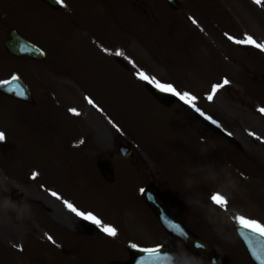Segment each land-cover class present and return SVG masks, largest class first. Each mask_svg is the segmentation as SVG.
I'll use <instances>...</instances> for the list:
<instances>
[{
	"label": "rangeland",
	"instance_id": "1",
	"mask_svg": "<svg viewBox=\"0 0 264 264\" xmlns=\"http://www.w3.org/2000/svg\"><path fill=\"white\" fill-rule=\"evenodd\" d=\"M77 1V12L82 16L87 15L83 1ZM228 1L230 5L226 8L232 17L230 22L232 28L235 27V34L241 36L240 40H244L247 35L258 43H264V9L255 3L246 7L241 6L239 0ZM223 3L227 4L226 1ZM120 11L123 13L120 16L123 28L122 34L117 33L118 40L125 49L126 59H132L131 63L126 62L125 72L94 44H90L89 48L81 44L85 40L77 34L73 36L76 42L75 64L68 65L66 59H59L65 63L61 67L62 75L56 64L42 72L38 71L32 80L29 72L32 67L17 64L23 62L13 61L3 54L0 56V79L13 73L28 84L31 81L34 86L37 83L45 84L36 85L39 100L34 108L37 110L24 109L20 104L0 96V132L6 138L0 142V195L6 198L10 190L18 187L22 194L17 203L26 206L24 215L0 208V250L6 262L18 264L23 257L7 245L21 244L30 236L49 240V233L45 229L62 251L53 243L46 245L30 239L25 255L36 260L48 259L50 264H106L114 259L125 260L128 257L125 253L117 252L124 245L139 247L161 241L164 230L156 220L152 222L154 216L140 202L135 189L144 186L148 170L164 191L184 205L192 202L200 209L198 212L194 209L188 211L189 208L182 205L178 213L176 211L179 218L194 225L198 222V226L202 227L200 232L216 247L228 254L234 252L237 259L232 257L230 264H251L244 253H239L229 224L225 225L226 218L218 212L220 206L213 202L211 196L221 194V191H231L225 187L226 174L230 171L238 181L239 188L231 196L222 195L228 201V208L234 213L256 216L260 218L256 220L264 221V185L249 181V174L242 170L250 168L257 177L264 178V171L260 169L262 165L264 169V113L259 111L264 106L261 104L264 102V68L258 66L264 62V51L246 44L244 50L239 49L245 52L250 63L246 55L232 51V44L223 38V35L232 38L227 34L231 31L228 19L206 3L201 8V15L198 4L190 5V11L200 19V28L195 27L189 18L149 21L144 15L136 16L130 6L128 11L125 12V6ZM11 19L3 20L2 30L6 29ZM157 20H166L167 23ZM193 21H196L195 18ZM112 29L113 26L109 25L107 31ZM98 37L101 35L98 34ZM3 39L2 32L1 53L5 51ZM64 44L68 48L65 55L70 58L71 38L66 39ZM237 64L250 65L254 78L248 76L251 79H247L240 71L243 68ZM42 73L49 79L42 78ZM139 73H147L150 78L165 85L173 81L181 93L196 91L194 94L201 98V108L218 117L217 122L223 128L236 131L252 156L261 158L263 164L256 160L249 165L245 156L235 152L223 141L218 145L200 141L190 131L197 129L194 123H189L187 130L179 118L170 116L145 92L146 81L139 79ZM223 77H227L230 83L219 88L215 95L212 92L205 94L207 89L204 88L198 90L202 85L209 87L211 84L214 87L223 84ZM254 79L261 86L255 82L251 84ZM52 83L58 85L52 89L59 96L50 95L51 102H45L42 108L44 99L48 98L43 94L51 92L49 84ZM39 88H42L43 94L38 93ZM209 95H213L211 101L207 99ZM83 96H90L94 100L89 103L83 98L84 114L81 116V127L89 139L85 143L89 153L79 135L81 128L76 113L81 106L73 107L71 116L69 110L73 104H80ZM172 110L185 119L187 111L184 108L175 106ZM109 119L122 130H117ZM244 131L254 132L255 140L244 137ZM95 137L103 140L102 145L96 143ZM117 141L133 148L134 161H120ZM90 159L96 163L112 161L119 168L115 183H105ZM152 160L162 166L158 170L171 179V184L157 173L158 164L149 163ZM228 166V170L221 169ZM33 173L36 174V181L12 177ZM40 182L61 198L42 188ZM64 201L72 203L78 211L96 216L103 225L114 227L117 236L109 237L101 230L91 234H76L81 232L79 223L85 224V221L71 212ZM52 213L58 217L61 214L62 222L72 225V228L60 220L55 222L72 232L50 221ZM195 215L203 216L199 219ZM246 215L238 216L247 218ZM74 217L79 221L75 222ZM223 227L229 234L227 241L221 239L216 231ZM30 229H37L38 236Z\"/></svg>",
	"mask_w": 264,
	"mask_h": 264
},
{
	"label": "snow or ice",
	"instance_id": "2",
	"mask_svg": "<svg viewBox=\"0 0 264 264\" xmlns=\"http://www.w3.org/2000/svg\"><path fill=\"white\" fill-rule=\"evenodd\" d=\"M55 2L58 3V4H62L63 0H55ZM256 2L259 3L260 0H256ZM236 43L251 45V46L255 47L256 49L264 51V43H258L251 36H247L244 40L236 41ZM116 55H122V53L117 52ZM139 79L148 81L150 84H153L162 93H168V94H171L173 96L178 97L179 100H181L184 104L188 105L189 107L194 109L196 112H198L202 117H204V119L210 120L214 125L219 127V125L217 124V122L215 120H213L209 116H206L196 106L197 97H195L194 95H191V94H189L187 92L180 93L172 85L161 84L158 81H156L155 78H150L148 75H146L144 73H140L139 74ZM15 81H17V77L13 76L11 81H3V82H0V83H2V84H11V83H13ZM229 83L230 82L227 79H225L223 81V84L214 86L213 89H212L213 95L216 94V92H217V90L219 88H223L224 85H228ZM11 90L16 91V94L18 96L23 97L25 95V90L21 86H18V89H11ZM213 95H209L207 97V99L209 101H211L213 99ZM89 103H92V101L89 100ZM72 111L75 112V110H72ZM259 111L261 113H264V108L259 109ZM76 114L79 115V113H76ZM250 135H252V134L250 133ZM5 139H6L5 138V134L3 132H0V142H4ZM257 139H259V138L257 137ZM81 142H83V141H81ZM35 175L36 174L33 173V178L35 177ZM51 194L53 196H57V194L55 192H53ZM57 198H59V197H57ZM211 199L213 200L214 203H216L221 208H224V207H226L228 205V201L219 193L212 195ZM64 203H65V206L71 212L75 213L76 216L81 217L84 221H89L92 224L96 225L98 228H100V230L102 232L106 233L107 236H109V237H116L117 236V230L114 227L103 225L101 220L99 218H97L96 216L92 215L91 213L85 214V213H83L81 211H78L77 208L74 207V205L72 203H69L68 201H64ZM237 219H238V222L241 224L242 227H244L245 229L250 230L254 234H258L260 237H264V225H261V224H259L258 222L254 221V220H248V219H246L244 217H238ZM176 230L178 232H180L182 235H186V233H184L182 230H180V229H176ZM49 239H51V237H49ZM132 247L135 248L136 245H132ZM147 251H149L150 253H155V252L158 251V249H149Z\"/></svg>",
	"mask_w": 264,
	"mask_h": 264
},
{
	"label": "clouds",
	"instance_id": "3",
	"mask_svg": "<svg viewBox=\"0 0 264 264\" xmlns=\"http://www.w3.org/2000/svg\"><path fill=\"white\" fill-rule=\"evenodd\" d=\"M229 167L230 166L222 167L221 169L228 170ZM225 187L231 190L228 193L221 191V195H225V196H231V193L237 191L239 188L238 181L230 171H227L226 174ZM0 208L4 210L15 211L17 212L18 215H24L26 212V206L19 205L16 201H13L10 197H6L2 201H0ZM224 216L226 217L225 225H227L230 217V213H224ZM216 231L218 235L221 237V239H224L225 241L229 239V234L226 231L225 227L221 229H216ZM169 264H200V260L193 254L182 252L179 255L172 254L169 257Z\"/></svg>",
	"mask_w": 264,
	"mask_h": 264
},
{
	"label": "water",
	"instance_id": "4",
	"mask_svg": "<svg viewBox=\"0 0 264 264\" xmlns=\"http://www.w3.org/2000/svg\"><path fill=\"white\" fill-rule=\"evenodd\" d=\"M7 47H9V49L14 52V51H18L19 48L17 46L14 45V42L11 43H7L6 44ZM19 86V82L15 81L11 84H8V87H10V92L11 93H16V91H13L11 89H18ZM0 89H4L1 88ZM25 90V89H24ZM28 91L25 90V93H27ZM154 92V91H153ZM150 203V202H149ZM157 205H159V200L157 202ZM162 205V204H160ZM160 209L156 208V212L159 213ZM160 215V214H159ZM238 234L243 238L245 245L247 246L248 250L250 251L252 258L259 264H264V249H262L261 247H259V243L263 237H260L258 234H254L252 233L250 230L248 229H243V228H237ZM136 257H133V260H135Z\"/></svg>",
	"mask_w": 264,
	"mask_h": 264
},
{
	"label": "bare ground",
	"instance_id": "5",
	"mask_svg": "<svg viewBox=\"0 0 264 264\" xmlns=\"http://www.w3.org/2000/svg\"><path fill=\"white\" fill-rule=\"evenodd\" d=\"M52 216H53V217L56 219V216H55L54 214H53ZM60 217H62V215H61V214H60ZM75 220H77V219H75Z\"/></svg>",
	"mask_w": 264,
	"mask_h": 264
}]
</instances>
